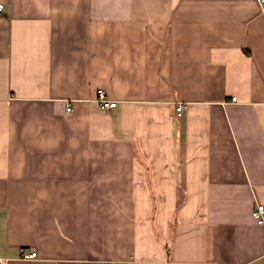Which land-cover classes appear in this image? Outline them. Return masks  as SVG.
<instances>
[{
    "label": "crops",
    "instance_id": "obj_1",
    "mask_svg": "<svg viewBox=\"0 0 264 264\" xmlns=\"http://www.w3.org/2000/svg\"><path fill=\"white\" fill-rule=\"evenodd\" d=\"M0 3V264H264V2Z\"/></svg>",
    "mask_w": 264,
    "mask_h": 264
},
{
    "label": "built area",
    "instance_id": "obj_2",
    "mask_svg": "<svg viewBox=\"0 0 264 264\" xmlns=\"http://www.w3.org/2000/svg\"><path fill=\"white\" fill-rule=\"evenodd\" d=\"M261 2H264V0H260ZM4 12V5L2 3H0V15ZM97 96H98V102L100 104V107L102 110H110L113 108H116L118 103L116 101H112L110 99H108L106 93L104 90L100 89L97 91ZM237 98L233 97L232 101L236 102ZM184 109L183 105H179L177 107V112L180 114ZM263 215H264V206H259L257 208V210L254 212V218L262 223L263 220ZM22 258L24 260H32L37 258V253L36 252H32V253H22Z\"/></svg>",
    "mask_w": 264,
    "mask_h": 264
}]
</instances>
